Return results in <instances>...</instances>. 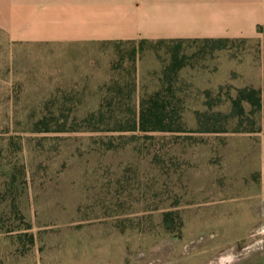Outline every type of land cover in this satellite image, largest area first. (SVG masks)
<instances>
[{
  "label": "rangeland",
  "instance_id": "rangeland-1",
  "mask_svg": "<svg viewBox=\"0 0 264 264\" xmlns=\"http://www.w3.org/2000/svg\"><path fill=\"white\" fill-rule=\"evenodd\" d=\"M140 41L11 45L0 32V264H264V36ZM174 48L183 132L114 131L117 112L82 128L115 85L135 82L137 101L168 84ZM246 86L261 90L255 132H196L205 91L228 103Z\"/></svg>",
  "mask_w": 264,
  "mask_h": 264
},
{
  "label": "crops",
  "instance_id": "crops-1",
  "mask_svg": "<svg viewBox=\"0 0 264 264\" xmlns=\"http://www.w3.org/2000/svg\"><path fill=\"white\" fill-rule=\"evenodd\" d=\"M14 44L66 45L264 36V0H0Z\"/></svg>",
  "mask_w": 264,
  "mask_h": 264
},
{
  "label": "trees",
  "instance_id": "trees-1",
  "mask_svg": "<svg viewBox=\"0 0 264 264\" xmlns=\"http://www.w3.org/2000/svg\"><path fill=\"white\" fill-rule=\"evenodd\" d=\"M187 39L159 40L161 43H182ZM210 44L213 49H223L224 46L238 39H193ZM190 41V40H189ZM134 41L115 42L132 43ZM141 43L147 40H141ZM177 48V47H176ZM175 49V48H174ZM178 49V48H177ZM178 58V50L172 52V63L164 73L169 82L176 70L182 66ZM163 81V79H162ZM222 90V89H220ZM109 97L100 104L97 111L90 113L82 120L89 131L100 132L102 125L109 126L110 119L115 112L123 115L121 121L112 130L119 132L140 133H174L183 132L186 128L183 121L184 105L179 100L173 85L163 83L160 90L149 95L141 96L137 101L135 96V82L126 88L115 85ZM205 109L195 111L196 132L223 133V132H255L258 115L262 108L261 90L252 86L236 88L235 95L230 96L227 103H216L210 91H205ZM127 97L125 102L123 98ZM130 101V102H129ZM100 125V126H99ZM78 130V129H75ZM175 219L177 223H175ZM164 226L167 232L181 235L182 222L179 217L173 218L172 213L164 214Z\"/></svg>",
  "mask_w": 264,
  "mask_h": 264
}]
</instances>
